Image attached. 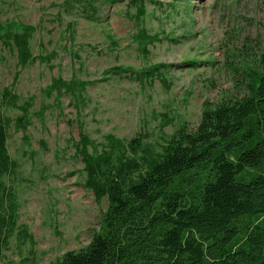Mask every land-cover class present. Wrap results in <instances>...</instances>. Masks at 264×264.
I'll list each match as a JSON object with an SVG mask.
<instances>
[{
    "label": "rangeland",
    "instance_id": "1",
    "mask_svg": "<svg viewBox=\"0 0 264 264\" xmlns=\"http://www.w3.org/2000/svg\"><path fill=\"white\" fill-rule=\"evenodd\" d=\"M129 1L98 0L99 21H87L85 0L68 5L64 0H0L1 22L36 27L30 39L33 56L56 53L50 61L36 59L21 69L15 50L0 42V90L11 87L18 74L14 91L21 102L33 98L28 140L12 126L6 142L16 172L3 180L14 189L17 223L0 246V264H50L85 247L99 230L106 199L97 203L82 185L83 164L74 155L78 120L98 145L109 133L123 141L142 135L159 152L163 139L181 123L195 127L203 102L242 96L236 82L241 76L231 65L264 55V0H157L158 7L148 2L144 27L160 41L146 54L132 39L137 29L127 18L135 11L127 8ZM69 23L72 37L65 31ZM159 64L166 67L139 79L138 71ZM115 67L131 70L117 73ZM57 77L95 82L82 93L78 108L66 93L58 106L55 93H44ZM0 113L11 120L20 115L18 109ZM168 120L172 123L163 125ZM19 227L32 235L33 244Z\"/></svg>",
    "mask_w": 264,
    "mask_h": 264
},
{
    "label": "trees",
    "instance_id": "2",
    "mask_svg": "<svg viewBox=\"0 0 264 264\" xmlns=\"http://www.w3.org/2000/svg\"><path fill=\"white\" fill-rule=\"evenodd\" d=\"M96 1L85 0V20L99 21L102 2L97 6ZM70 2L73 0L63 4ZM148 2L155 7L161 4L130 0L127 6L135 10L127 15L137 29L132 39L145 54L160 41L144 27ZM35 31V26L20 21H0V42L15 50L21 69L36 59L47 62L56 57L54 52L45 57L32 55L30 39ZM65 31L72 37V23ZM263 57L231 65L241 76L236 82L244 94L223 95L214 104L203 102L195 127L181 123L163 139L159 152L144 143L142 135L123 141L109 133L98 145L78 120L74 155L83 164L82 185L97 203L106 199V209L99 230L85 247L69 250L50 264H264ZM161 67L166 65L141 69L138 77L152 76ZM113 70L120 73L131 68ZM17 77L11 87L0 90V109L20 111L14 120L0 113V246L17 223L14 189L3 180L16 172L6 142L12 126L28 140L33 101L30 97L21 102L13 88ZM94 82L57 77L44 93L49 97L55 93L58 106L60 95L69 94L78 108L82 93ZM170 123L172 120L163 125ZM19 232L33 244L26 228L19 227Z\"/></svg>",
    "mask_w": 264,
    "mask_h": 264
}]
</instances>
